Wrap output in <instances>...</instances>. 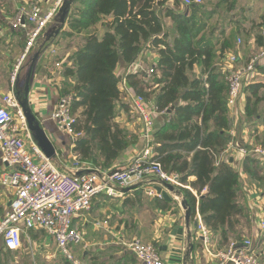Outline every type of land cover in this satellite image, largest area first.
Listing matches in <instances>:
<instances>
[{
	"label": "trees",
	"instance_id": "1",
	"mask_svg": "<svg viewBox=\"0 0 264 264\" xmlns=\"http://www.w3.org/2000/svg\"><path fill=\"white\" fill-rule=\"evenodd\" d=\"M169 1H173V7L168 6ZM182 2L75 0L57 41L80 40L69 63L62 64L63 76L68 79L61 96L73 95L72 113L78 118L75 129L83 132L73 149L77 161L115 170L110 165L139 140V135L116 120L120 104L130 110L129 104H124L128 94L121 88L116 71L136 61L144 48L156 51L159 58L152 78L147 81L143 74L129 73L127 85L153 109L167 114V121L154 132L159 160L165 171L178 174L180 182L196 190L195 195L188 188H180L191 218L195 220L198 210L212 239L226 246L244 237L245 228L252 226L251 211L241 201L245 192L240 170L229 158L219 165L215 162L216 155L228 146L233 126L229 83L219 63L237 51L227 36L215 41V26L210 25L205 2L192 5L189 15H177L174 11ZM166 18L173 19L172 41ZM45 38L41 48L52 40ZM257 74L264 78V66L257 67ZM262 88L264 82L255 78L244 88L246 116L251 121L262 118L253 116L252 109L261 101ZM255 139L256 143L246 148L264 145L260 136ZM242 169L264 195V162L250 155L244 159ZM191 176L195 178L191 180ZM135 191L137 195L145 193L144 187ZM156 200L159 209L173 210L174 200ZM263 239L254 241L256 248ZM130 259L134 261L132 255ZM65 264L70 262L66 260Z\"/></svg>",
	"mask_w": 264,
	"mask_h": 264
},
{
	"label": "built area",
	"instance_id": "2",
	"mask_svg": "<svg viewBox=\"0 0 264 264\" xmlns=\"http://www.w3.org/2000/svg\"><path fill=\"white\" fill-rule=\"evenodd\" d=\"M64 2L53 0L47 10L35 1L30 2L19 8L10 22L11 27L24 30L25 47L10 73L11 89L0 100V151L1 162L6 168L0 172V185L15 189L10 209L0 220V243L5 249L19 250L30 230H44L54 238L61 254L71 264H83L74 256L72 246L84 241L85 233L81 229L80 219L91 209L96 197H119L124 195L126 188L139 183L145 185L146 195L154 199L164 197L156 189V186L164 189L163 182L188 188L195 195L197 192L190 185L180 182L178 174L164 170L156 150L154 132L156 115L166 113L153 109L143 96L131 93L126 76L121 82L124 88H121L128 94L131 114L140 122V139L143 143L126 166L108 170L95 168L92 164L82 165L77 161L75 168L64 170L53 159L46 157L34 143L14 88L33 48L45 37L48 26L56 20ZM203 2L183 0L182 3L189 8ZM238 42L241 43V40ZM239 60L238 54L232 52L221 64L229 83V108L237 107L245 86L254 80L257 67L264 66V49L252 54L245 64H240ZM136 64L133 62L127 74L140 73V70L134 71L132 68ZM56 66L61 68L62 62H57ZM137 66L141 67L140 64ZM154 72L155 66L149 67L145 80L149 81ZM72 103L73 95L61 96L50 118L76 141L83 132H76L78 118L72 113ZM230 150H235L242 157L251 155L264 162V145L249 149L237 147L231 142L222 153L216 155V165L227 159L224 153L228 155ZM195 221L204 245L209 250L212 234L198 210ZM259 228L264 230V218L260 220ZM254 240L245 236L233 239L224 248L210 253L216 259V264H264L256 251ZM125 245L141 264H166L160 250L151 242L136 237Z\"/></svg>",
	"mask_w": 264,
	"mask_h": 264
},
{
	"label": "crops",
	"instance_id": "3",
	"mask_svg": "<svg viewBox=\"0 0 264 264\" xmlns=\"http://www.w3.org/2000/svg\"><path fill=\"white\" fill-rule=\"evenodd\" d=\"M34 1L44 10H47L53 0H0V100L1 96L11 89L10 73L25 47L24 30L11 27L10 22L19 8ZM216 1L214 2L212 0V4L206 7V10L210 12V25L215 26L214 39L218 41L219 38L224 39L226 36L229 37L230 41L234 44V48L238 50L239 63L245 64L248 62L250 56L248 57V53L241 50V33L247 34L248 32V34H251L256 28V30L260 28L261 31L253 33V36L248 40V45L253 49L264 47V0ZM168 6L173 7V1H169ZM259 9H261V12L257 18L259 20H256L257 27H255V17L252 18L250 16L257 15ZM190 11L191 7L187 8L181 5L174 12L177 15H189ZM170 20L173 21L172 18ZM55 21L47 29L55 25ZM249 24H252V26H249ZM59 35L51 38V42L45 48H42L43 52L37 64L34 82L30 92V102L35 114L44 123L47 133L57 148L58 154L53 160L61 169L72 170L75 168V163L77 162L73 150L75 140L60 129L56 122L50 118L51 113L57 108L63 83L68 79L63 76V68L56 66V63L62 62L63 66L65 64L67 65L69 63L68 58L76 48V46H72L73 38L66 40L60 39L57 42ZM239 39L241 43L238 42ZM39 43H37L35 48L38 46L41 48V44ZM158 58L156 51L146 47L136 61H134L140 64L141 67L139 68L136 64L132 68L134 71L137 69L140 70V74L145 75L149 67L156 66ZM132 64L118 67L116 74L121 82L127 76L128 69ZM196 73H200L199 67L196 69ZM23 75L24 71H22ZM121 82L120 86L124 88V84ZM129 90L131 93H135L130 87ZM124 104L126 106L129 104V98H126ZM245 106L246 95L243 93L237 107L229 108L232 123L234 127L238 128L235 131L232 127L229 131L232 137L228 145L232 142L237 147H246V145L256 143L255 138L257 136L264 137L263 124L257 121L246 123ZM129 113L131 114L130 110L128 111L123 104H120L118 106L116 120L132 133L139 135V140L126 149L110 165L112 169L126 166L143 145L140 139V122L132 114L131 119ZM166 121L167 114H157L155 118V129H159ZM242 121L244 124H242ZM254 126H256V130ZM229 152L233 154L228 156L227 153H224V157L229 158L233 162L234 167L240 170L241 176L244 179L242 185L245 192L241 201L249 207L252 216V226L246 227L244 234H250L256 240L257 237L255 236L257 232H264V230L259 228V222L264 218V195L261 194L257 185L251 182V179L243 172L242 164L246 157H242L235 150H230ZM86 164L88 165L90 163H82V165ZM5 169V166L1 162L0 151V172ZM194 178V176L190 177L191 180ZM138 187H144L145 190L144 184ZM138 187L129 192H125L124 195L118 198L116 197L112 201L106 200L111 198L104 195H100L93 200L91 209L86 213L84 218L82 217L80 219L81 229L85 233L84 241L81 244L72 246L73 254L78 246H86L84 250L85 260L81 261L76 257L77 259L82 263L84 262L83 264H141L135 255L124 246L127 238L133 237L134 234H140L154 241L151 243L160 250L166 264H216V259L210 252L222 249L225 246H221L218 240L215 241L212 239V245L208 250L204 245L201 233L197 230L196 221L191 219L190 226L188 227L186 225V209L182 205L184 193L181 191V187H175L176 191L174 192L166 187L163 189L167 192L170 199L174 200L172 211L159 209L156 203L157 200L148 197L144 192L137 195L135 190ZM14 197V188L0 185V220L10 209ZM140 200H148L150 202V210L158 215L157 220H142L141 215L144 213L143 211L131 212L130 216H128V210L134 204H138L137 201ZM113 201L118 202L117 206L121 205L120 210L114 206L111 207L112 205L110 203ZM147 239L143 240L150 242ZM22 249L27 252L28 256L31 254L36 255V251L42 250L46 260L54 261L55 257L58 256L57 251L59 248L54 238L44 230H30L28 237H24ZM256 251L260 254L259 258L264 263V239L262 241L260 240ZM9 252H12V250ZM189 253L190 255L188 257ZM104 254L107 256H104ZM131 255L134 261L130 259Z\"/></svg>",
	"mask_w": 264,
	"mask_h": 264
},
{
	"label": "rangeland",
	"instance_id": "4",
	"mask_svg": "<svg viewBox=\"0 0 264 264\" xmlns=\"http://www.w3.org/2000/svg\"><path fill=\"white\" fill-rule=\"evenodd\" d=\"M214 2H217V1L214 0ZM205 4H207V6L211 5L212 4V0H205ZM182 5H183V3H182ZM260 12H261V9H259L257 15H251L250 17H252V18L255 17L254 20L258 21L259 19H257V18L260 16ZM257 21L255 22V27H257V25H256ZM55 23H57V18H56ZM165 25H166V30H168L169 33H170L169 40L171 41L172 38H173V34H175V30H174V27H173L174 26L173 25V21H171L169 18H166L165 19ZM249 26H252V24H249ZM256 29L254 31H252L251 34H245V33L240 34V37L242 39L241 50L246 51L248 53V57L249 56L251 57L252 54H256L257 52H259V50L264 48L263 47V48H254L253 49V48H250L249 45H248L249 44L248 40L251 38V36H253V33H255L256 31H261L260 28L258 30H256ZM43 40H44V37H42L38 41V42H40L39 44L42 45L43 44ZM79 42H80L79 38L72 39V46H77L79 44ZM39 49L40 48L38 46L37 48H35V50H33L31 56L28 58L25 66H24V69H23L24 73H25V71L27 69V65L29 64L31 57ZM236 51H238V50H236ZM222 63H223V60L221 61V63H219V65L221 66ZM255 80H257V82H260V81L264 82L263 76H260L257 73L255 74ZM259 95L261 96V101H259L258 104L253 106V108H252L253 109V116H260V117L262 116L261 120H259V121L257 120V122H260L261 124L264 125V121H263V118H264V88L261 89ZM245 114H246V111H245ZM130 118H131V114H130ZM246 118H247L246 119V121H247L246 123L251 122V118H248L247 116H246ZM242 124H244L243 121H242ZM232 127L235 129V131L238 128V127L237 128L234 127V125ZM254 129L256 130V126H254ZM263 141H264V138L261 137L260 143L263 142ZM232 154H233L232 152L228 153V155H232ZM241 180H242V182L244 181L242 176H241ZM119 197H121V196H119ZM109 198H111V199H106V200L112 201V199H115L116 197H109ZM137 203L138 204H136V205L134 204L133 206H131V209L128 210V212H127L128 216H130L131 212H141V211H143L144 213L141 215V219L142 220L151 221V220H157L158 219V215L154 214V212L150 210V206H149L150 202L148 200H144V201L140 200V201H137ZM117 204H118L117 201H113V202L110 203V205H112L111 207L114 206L118 210H120L121 209V205L117 206ZM263 236H264V232H262V231L259 232L258 231L257 235L255 236V237H257L256 241H258L259 238H262ZM136 237L137 238L147 239V238L143 237L140 234H134L133 237H129V238L126 239L127 243L129 241H131L132 239L136 238ZM245 237H252L253 238V236L250 235V234H245ZM147 240H149V238ZM26 241H28V240H26ZM149 241L150 242H154L152 239H150ZM124 246L126 247V245H124ZM85 248H86V246L83 247V245H81V246H78L74 250L75 251V253H74L75 257L79 258L81 261L85 260V256H84ZM57 252H58L57 253L58 256L55 257L54 261H49V260H46L45 254L42 253V250L36 251V255H32L31 254V255L28 256L27 252L25 250H23V249L22 250L21 249L20 250H12V252H9L8 249H7V251H5L3 245L0 244V264H64L66 262L64 256H61L62 254L60 253L59 249H58ZM104 256H107V255L104 254Z\"/></svg>",
	"mask_w": 264,
	"mask_h": 264
},
{
	"label": "water",
	"instance_id": "5",
	"mask_svg": "<svg viewBox=\"0 0 264 264\" xmlns=\"http://www.w3.org/2000/svg\"><path fill=\"white\" fill-rule=\"evenodd\" d=\"M74 1L75 0H65L64 4L60 8V11L57 17V23L51 26V28H49L46 31L45 41H49L54 36L60 34V32L62 31V29L64 28L66 24L67 14L69 13ZM42 52H43V49L40 48L39 50H37V52L33 54V56L30 59L29 64L27 65V69L24 75L22 76L21 74L15 84L14 94L26 117L34 143L39 147V149L43 152V154L46 157H48L49 159H54L57 157V154H58L57 148L53 140L47 133L44 123L35 114L34 109L30 102V92H31L33 82H34V75L36 72L38 61L40 59V56L42 55ZM142 184L143 183L132 185L126 188L124 190V193L129 192ZM163 185L166 188H168L170 191H173V192L176 191L175 187L170 183L163 182ZM156 189L158 192L162 193L164 197L170 199L167 192L163 190L161 186H156ZM182 205L186 209L185 223L189 227L191 223V219H192L191 210L188 207L185 199L183 200ZM195 224L197 225V222ZM189 255L190 253L188 254V257Z\"/></svg>",
	"mask_w": 264,
	"mask_h": 264
}]
</instances>
